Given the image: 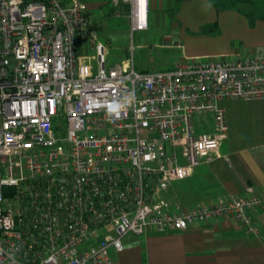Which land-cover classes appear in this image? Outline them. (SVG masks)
Here are the masks:
<instances>
[{
    "label": "built area",
    "instance_id": "2783aa9c",
    "mask_svg": "<svg viewBox=\"0 0 264 264\" xmlns=\"http://www.w3.org/2000/svg\"><path fill=\"white\" fill-rule=\"evenodd\" d=\"M110 2L127 7L132 31L149 29L150 0ZM107 55L82 0H0V264H110L128 234L217 218L256 233L264 188L192 207L172 191L217 157L222 100H264V52L154 72L133 53L107 68ZM206 113L214 131L197 133Z\"/></svg>",
    "mask_w": 264,
    "mask_h": 264
},
{
    "label": "crops",
    "instance_id": "0c3cea01",
    "mask_svg": "<svg viewBox=\"0 0 264 264\" xmlns=\"http://www.w3.org/2000/svg\"><path fill=\"white\" fill-rule=\"evenodd\" d=\"M82 1L91 27L100 36L107 35L109 19L126 17L125 5L114 7L110 0ZM148 22L149 28L152 24L161 32L157 46L180 52L169 70L177 61L264 52V0H150ZM89 50L83 45L81 54ZM135 68L158 71L144 64ZM220 105L227 112V138L215 159L174 185L172 199L181 206L230 195L247 197L264 188V100L226 99ZM206 114L212 121L204 133H213V115ZM252 218L256 233L234 219L217 218L182 232L128 234L123 238L124 251L111 250L110 264H264V209Z\"/></svg>",
    "mask_w": 264,
    "mask_h": 264
},
{
    "label": "rangeland",
    "instance_id": "374dc122",
    "mask_svg": "<svg viewBox=\"0 0 264 264\" xmlns=\"http://www.w3.org/2000/svg\"><path fill=\"white\" fill-rule=\"evenodd\" d=\"M235 1L241 2L244 0ZM106 32H108L107 35L100 36L99 34V40L108 48L107 68L130 59L133 53L135 66L144 64L149 66L151 70L166 71L169 70V66L173 65L175 58L180 56L178 50H163L156 45L161 42V32L152 27V24L149 30L132 31L125 16L119 19L111 18ZM140 45L145 46V48L138 49L137 47ZM83 55L89 57L93 66L96 67L95 52L93 50L84 52ZM211 121L212 118L208 114L196 116L194 126L197 133L206 132L205 128L211 124Z\"/></svg>",
    "mask_w": 264,
    "mask_h": 264
},
{
    "label": "clouds",
    "instance_id": "9594fccd",
    "mask_svg": "<svg viewBox=\"0 0 264 264\" xmlns=\"http://www.w3.org/2000/svg\"><path fill=\"white\" fill-rule=\"evenodd\" d=\"M121 109H122V105L113 103L110 106H108L107 112L109 115L119 116Z\"/></svg>",
    "mask_w": 264,
    "mask_h": 264
}]
</instances>
